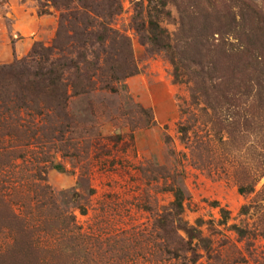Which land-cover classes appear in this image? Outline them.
<instances>
[{"label":"rangeland","instance_id":"374dc122","mask_svg":"<svg viewBox=\"0 0 264 264\" xmlns=\"http://www.w3.org/2000/svg\"><path fill=\"white\" fill-rule=\"evenodd\" d=\"M40 1L45 0H0V65L26 58L36 43L52 44L59 12L48 8L51 15L38 16ZM119 1L120 14L108 21L130 41L134 75L114 83V91L98 84L89 95L71 98L69 109L79 126L74 137L81 141L64 156L56 148L46 151L65 173L47 168L46 182L30 177L44 166L45 147L38 143L21 150L23 160L0 168L3 229L9 210L29 227L38 226L43 209H35L41 203L35 189L46 185L53 215L61 221L74 217L89 246L94 243L93 260L82 258L80 264H183L161 260L166 236L179 245L192 229L202 238L192 242L196 264H264V47L241 53L235 37H210L217 21H264V0L169 2L171 17L161 26L182 67L178 82L168 55L152 49L136 29V20L146 18L147 1ZM195 39L201 46H193ZM196 83L207 90L197 88L198 93ZM184 126L189 131L182 141ZM9 144L8 138L1 140L0 151L11 149ZM170 187L185 194L181 228L175 223L172 234L169 221L163 223L167 232L157 223L173 202ZM241 187L252 192L241 195ZM221 208L230 212L227 225L221 224ZM232 225L246 230L247 238L240 239ZM38 237L43 248L62 246L59 264L76 261L57 235ZM10 243L0 236L1 249ZM185 256L191 264L190 254Z\"/></svg>","mask_w":264,"mask_h":264},{"label":"trees","instance_id":"16d2710c","mask_svg":"<svg viewBox=\"0 0 264 264\" xmlns=\"http://www.w3.org/2000/svg\"><path fill=\"white\" fill-rule=\"evenodd\" d=\"M146 1V18L136 20V29L152 49L168 55L174 69V79L181 81L182 67L179 66L177 53L171 44V36L161 26L164 20L171 17L167 6L172 0ZM48 8L59 12L52 44L45 47L42 43H36L26 58L9 65H0V141L8 138L12 147L0 151V168L3 170L10 167L14 160H23L25 155L21 150L38 143L45 147L41 159L44 166L37 168L30 177L42 182L47 181L46 175H42L47 168L65 173V168L56 164L46 151L56 148L64 156L67 155V149L75 151L81 141L74 137L79 126L69 109L71 98L89 95L98 84L101 89L114 91L116 89L112 85L133 76L136 68L129 39L111 27L108 21L120 14L122 9L119 0H45L39 2L38 16L51 15ZM239 26L241 28L238 30ZM213 28L210 37L218 35L223 40L235 37L239 43L235 46L241 53L263 50L264 21L259 18H242L240 22L233 19L227 23L217 21ZM205 40L209 42L208 37ZM186 42L189 46L187 37ZM192 44L201 46V40L195 39ZM211 74H206L209 81L212 80ZM194 87L198 93L197 88L202 91L208 88L198 87L197 83ZM214 88L210 86L211 90ZM256 93L261 96V92ZM192 98L196 101L193 93ZM188 131L185 126L180 128L182 141ZM168 190L174 199L169 212L158 219L157 223L162 231L167 232V225L163 223L169 221L172 234L175 223L181 228L179 224L184 213L185 194L180 188L170 187ZM250 192L252 189H239L241 195ZM51 193L50 187L46 185L35 189L37 201H41L40 207L38 205L35 209H43V212L37 213L40 218L38 226L29 227L26 219L22 220L11 210L8 212L6 229H3L4 225L0 221V236L7 235L11 240L5 249L0 248V264H59L58 255L64 252L62 246L58 249L43 248L38 239L41 233L57 235V242L67 244L68 249L76 255L73 264H80L82 258L87 263L93 260L89 247H93L94 243L89 246L90 239L80 233L75 218L62 217L61 221L59 216L53 215L54 209L50 208L53 201ZM214 204L218 207L217 203ZM25 206L29 208L27 204ZM242 212L247 213L246 207L242 208ZM81 213L86 215V210L82 209ZM220 214L221 224L227 225L230 212L221 208ZM230 229L240 239L247 238L248 232L241 227L232 225ZM192 231L189 240L179 245L171 242L173 237L170 240L166 236L165 259L161 260H181L185 264L188 261L185 254L189 253V263L196 264L198 260L192 242L194 238L199 241L202 238L195 233V229ZM45 254L48 259L44 257L42 260L41 256ZM156 261L162 263L159 259Z\"/></svg>","mask_w":264,"mask_h":264}]
</instances>
